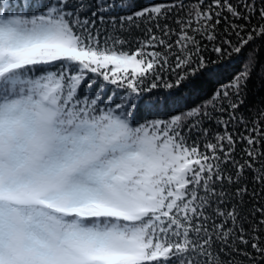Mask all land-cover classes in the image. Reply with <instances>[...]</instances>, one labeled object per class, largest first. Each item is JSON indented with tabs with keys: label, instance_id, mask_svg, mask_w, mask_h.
<instances>
[{
	"label": "snow or ice",
	"instance_id": "1",
	"mask_svg": "<svg viewBox=\"0 0 264 264\" xmlns=\"http://www.w3.org/2000/svg\"><path fill=\"white\" fill-rule=\"evenodd\" d=\"M123 7L0 0V264H264V104L240 111L257 49L186 113L133 126L130 111L199 95L264 42V0L110 15ZM141 23L132 50L120 33Z\"/></svg>",
	"mask_w": 264,
	"mask_h": 264
},
{
	"label": "trees",
	"instance_id": "2",
	"mask_svg": "<svg viewBox=\"0 0 264 264\" xmlns=\"http://www.w3.org/2000/svg\"><path fill=\"white\" fill-rule=\"evenodd\" d=\"M44 4H47L49 0H42ZM73 4L77 2V0H72ZM87 2L91 3L92 0H87ZM117 4L120 5L122 3H134V7L127 8L123 7L119 11L113 10L110 15H129L134 13L137 10H141L144 7H150L157 3H177L179 0H116ZM185 4H191L195 3L196 0H183ZM233 3L236 2V0H232ZM42 8H36L34 11H27L28 15L39 13L40 11H43ZM176 12L175 10L173 13L169 14V19L167 21L161 20V24L168 23L173 28H176L177 26L174 24V18H175ZM253 23H255V20H253ZM117 27L119 28V24H117ZM105 29H107L108 33L112 32V22L111 20L106 21L105 25L100 26L101 31V43H103V39L105 36ZM146 25L143 23L140 24L139 27L132 25L127 28V30L120 33V35L124 36L126 39H129L132 41L131 48L132 50L135 49L136 44L135 41L137 39H144L146 37ZM255 47L257 49L256 51V60L257 63L253 70L251 71L250 78L247 82V88L245 90V104L241 107L240 111L244 112L246 115L251 116V113L248 112V109H257L259 105L264 104V42H257L255 45L247 46L243 54L239 57H233L231 61H229L228 57L225 56L223 60V64L220 67V70L216 74L214 79L202 81V91L199 95H191L188 93H185L183 91L179 92L177 94L178 99L177 102L171 106H169L167 109H161L158 111H145L143 108L139 110H132L133 111V117L132 122L133 126H136L138 124H143L147 121L151 120H170L172 116L175 115H181L182 113H186L192 108L197 107L198 105L204 103L205 100H207L211 94L221 88L223 85H227L230 80L233 78L234 75L237 73L243 71L244 64L247 59L248 52L252 50V48ZM206 56L210 57L211 59H216V54L211 53L210 51L205 53ZM58 63V62H57ZM53 71H59V68H53ZM39 74V73H38ZM89 77H92L91 73L87 74ZM91 83V80H86L83 85L80 88V96L83 97L85 94L89 93L88 84ZM103 83L102 80H98L95 83H92L91 87V94L94 95L96 91L99 90L100 84ZM161 93V97L164 95H167V92L160 89L157 90ZM122 95V90L116 89L113 85H108L107 90L104 93L105 96V102H107V97L113 96L112 103L113 105L120 102V97ZM262 124H264V121H261ZM205 127H208V122H205ZM192 137H197V131L192 132ZM191 143V140L189 141Z\"/></svg>",
	"mask_w": 264,
	"mask_h": 264
}]
</instances>
